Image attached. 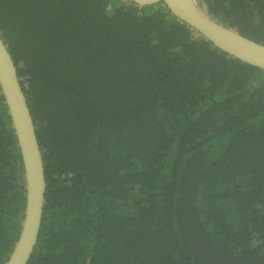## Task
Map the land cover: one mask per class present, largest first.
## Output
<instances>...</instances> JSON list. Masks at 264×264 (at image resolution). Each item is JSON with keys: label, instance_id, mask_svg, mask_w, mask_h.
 <instances>
[{"label": "trees", "instance_id": "16d2710c", "mask_svg": "<svg viewBox=\"0 0 264 264\" xmlns=\"http://www.w3.org/2000/svg\"><path fill=\"white\" fill-rule=\"evenodd\" d=\"M264 45V0H197ZM42 153L28 264H264V71L163 4L0 0ZM25 177L0 89V264Z\"/></svg>", "mask_w": 264, "mask_h": 264}, {"label": "water", "instance_id": "95a60500", "mask_svg": "<svg viewBox=\"0 0 264 264\" xmlns=\"http://www.w3.org/2000/svg\"><path fill=\"white\" fill-rule=\"evenodd\" d=\"M141 6L163 4L177 20L196 31L214 47L264 71V45L224 26L203 10L197 0H129ZM0 89L21 153L26 203L18 240L5 264H28L42 225L46 193L44 163L29 104L18 78L17 66L0 36Z\"/></svg>", "mask_w": 264, "mask_h": 264}]
</instances>
